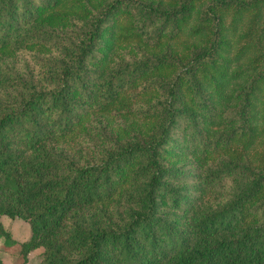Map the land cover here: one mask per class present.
<instances>
[{
	"label": "trees",
	"instance_id": "trees-1",
	"mask_svg": "<svg viewBox=\"0 0 264 264\" xmlns=\"http://www.w3.org/2000/svg\"><path fill=\"white\" fill-rule=\"evenodd\" d=\"M194 1L0 0V215L30 226L15 241L0 222L16 264L37 248L40 264H264V164L243 153L264 137V33L263 65L226 93L222 9L242 3L206 6L212 39L181 58L165 39ZM120 14L143 48L109 57Z\"/></svg>",
	"mask_w": 264,
	"mask_h": 264
},
{
	"label": "rangeland",
	"instance_id": "rangeland-1",
	"mask_svg": "<svg viewBox=\"0 0 264 264\" xmlns=\"http://www.w3.org/2000/svg\"><path fill=\"white\" fill-rule=\"evenodd\" d=\"M155 1L167 4L174 0ZM212 1L213 0H195L192 14L187 23L181 29L180 34L175 39H165V43L169 48L181 58H185L189 49L195 45L205 43L206 41L208 42L212 39L211 25L202 22L199 17L206 6L210 5ZM240 2L243 6L242 10L234 8V5L222 9L224 10L222 21L224 28L221 30V35L226 39V43L223 44L221 50V55L223 57L222 63L225 68L226 60L231 58L228 72L230 74H235L236 76L235 78H228V82L225 84L226 93L231 90L234 92L240 89L244 82L248 83L254 73L258 71V68L264 64L263 63L259 66L263 61L261 59L262 48L259 46V37L257 36L258 32L264 33V4L262 0H240ZM133 29L131 18H129L127 14H120L116 19L115 28L113 29L115 40H113V45H111L110 51L108 52L109 57L122 58L124 55L127 56L128 53H132L135 49L138 50L143 48L142 45H140L137 36L133 32L130 34ZM249 33L252 35L251 38L247 37ZM246 43L250 44V52L241 56L237 52L242 45ZM254 59L257 60L251 65L250 63ZM258 60H260V62L256 64ZM251 67H255V69H252ZM247 68L249 69L248 71L239 74L240 70ZM204 74L205 72L201 73L200 76L202 77ZM124 125L125 128H138L141 132H145L149 126V120L133 119V117H130ZM257 127L259 131L264 127L262 112L257 116ZM243 153L256 167L263 165L264 137L261 135L259 139L257 138L251 147ZM0 222L11 233V237L15 241H24L30 235L29 223L21 218L11 219L0 215ZM2 245L3 239L1 238L0 258L2 259L3 264H16L21 261L19 257L17 258L4 251ZM42 251V248H37L31 251L28 254L26 264H40Z\"/></svg>",
	"mask_w": 264,
	"mask_h": 264
}]
</instances>
